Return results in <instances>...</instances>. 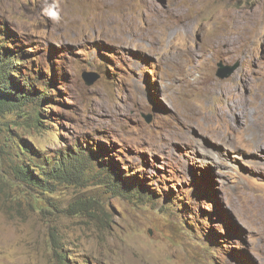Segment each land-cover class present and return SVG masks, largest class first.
Segmentation results:
<instances>
[{
    "label": "rangeland",
    "instance_id": "1",
    "mask_svg": "<svg viewBox=\"0 0 264 264\" xmlns=\"http://www.w3.org/2000/svg\"><path fill=\"white\" fill-rule=\"evenodd\" d=\"M1 23L60 96L0 123V264H264V0H0ZM23 142L103 147L158 200L44 191Z\"/></svg>",
    "mask_w": 264,
    "mask_h": 264
},
{
    "label": "trees",
    "instance_id": "2",
    "mask_svg": "<svg viewBox=\"0 0 264 264\" xmlns=\"http://www.w3.org/2000/svg\"><path fill=\"white\" fill-rule=\"evenodd\" d=\"M8 30L3 23L0 24V123L5 128L12 127L16 122L8 118L7 113L20 111L22 114L17 112L20 116L27 114L33 123L42 126L40 118L43 111L52 109V104L43 107L44 103L55 101V97L60 96L57 72L47 66L33 45L17 44L12 37L9 39L12 32ZM42 67L46 68L45 73H42ZM22 145L27 147L25 142ZM43 146L46 148L43 155L40 150L26 148L28 155L36 156H29L33 164L27 165L22 161L20 176L44 191L55 189L58 181H96L99 186L121 196L133 194L149 202L158 200L155 192L139 176L124 174L113 158H104L102 153L106 149L103 147L95 151L92 146L75 144L66 151L48 155V146ZM91 169L93 172L90 174ZM17 172L19 174V168Z\"/></svg>",
    "mask_w": 264,
    "mask_h": 264
},
{
    "label": "water",
    "instance_id": "3",
    "mask_svg": "<svg viewBox=\"0 0 264 264\" xmlns=\"http://www.w3.org/2000/svg\"><path fill=\"white\" fill-rule=\"evenodd\" d=\"M97 77L98 76L96 74L84 73V78L86 79L87 83H89V84H92L93 82H95Z\"/></svg>",
    "mask_w": 264,
    "mask_h": 264
},
{
    "label": "clouds",
    "instance_id": "4",
    "mask_svg": "<svg viewBox=\"0 0 264 264\" xmlns=\"http://www.w3.org/2000/svg\"><path fill=\"white\" fill-rule=\"evenodd\" d=\"M52 16H53V18H55V13H50Z\"/></svg>",
    "mask_w": 264,
    "mask_h": 264
}]
</instances>
